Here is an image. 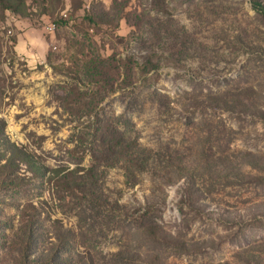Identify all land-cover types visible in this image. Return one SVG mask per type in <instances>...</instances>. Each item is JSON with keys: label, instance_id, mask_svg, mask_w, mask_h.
Listing matches in <instances>:
<instances>
[{"label": "rangeland", "instance_id": "374dc122", "mask_svg": "<svg viewBox=\"0 0 264 264\" xmlns=\"http://www.w3.org/2000/svg\"><path fill=\"white\" fill-rule=\"evenodd\" d=\"M40 1H25L26 17L0 5L5 133L48 168L96 167L109 204L46 181L0 187V264H264V26L248 0H60L51 16ZM91 7L114 29L88 28ZM169 23L187 36L181 53L164 33L153 40ZM75 42L89 56L90 42L104 57L133 56L131 84L92 104ZM107 127L114 149L136 140L169 164L130 178L101 142ZM31 216L42 239L30 258L53 262L24 263Z\"/></svg>", "mask_w": 264, "mask_h": 264}, {"label": "trees", "instance_id": "16d2710c", "mask_svg": "<svg viewBox=\"0 0 264 264\" xmlns=\"http://www.w3.org/2000/svg\"><path fill=\"white\" fill-rule=\"evenodd\" d=\"M26 0H0V5L3 9H10L14 13L21 16H28V11L25 6ZM77 1V0H76ZM58 5L60 0H41V13L43 15L51 16L56 12V5ZM250 7L254 10L256 18L259 20L261 25L264 26V0H248ZM46 5V6H45ZM124 8H117L118 13H122L119 19L124 18L128 21L130 18L128 14L124 13ZM60 16L57 23H65V18ZM83 19L87 21L88 28L91 29H102L110 28L114 29L115 19L103 10L91 7L85 11ZM135 25V24H134ZM150 26L154 28V25L150 23ZM174 23H169L162 25L161 35L153 33V40L162 39V33L169 40V48L172 50L179 49L178 52L181 53L180 42L185 40L184 32L179 30ZM160 38H156V36ZM91 46L95 49V53H92V48L89 49L90 55L85 53V44L81 42H75L76 54H75V66L77 71H80L83 78L87 81L90 86H93L92 93H90L91 103L95 104L96 99H103L109 96L118 86L117 83L125 82L126 86L130 85L132 79L128 77L124 68L130 69L128 66L133 65L134 57L126 56L122 57L121 54L112 53L107 57L98 53L97 45L94 42H90ZM142 44L147 45V41L143 40ZM94 51V50H93ZM82 57V58H81ZM122 70V72H121ZM122 75V78L120 77ZM85 91V95H86ZM93 99V100H92ZM5 121L0 117V187L5 188L6 186L20 187L22 180L24 183H32L33 185H38V183H53L56 188L62 192H67L68 195H73L81 203L92 204L96 207H104L109 204L108 201L102 200V186L100 185L101 173L96 167H75L68 170H62L58 168H48L41 164L39 160L30 152L26 146H22L10 140V138L5 133ZM99 128H94L97 131ZM106 138L102 139V143L108 145L107 150L113 152L115 159L119 164L124 167V170L130 178H134L137 173H142L145 171L153 170V165L157 163L169 164L167 160V155L165 153L153 152L151 149L144 147L136 140H130L127 138H122L118 141L119 146L117 149L113 148L114 142L108 143L109 134H111V129L109 127L103 130ZM19 166H24L20 168ZM186 184H190V173L186 172L184 174ZM27 183V184H28ZM191 186V185H190ZM66 194V195H67ZM188 196L191 193L187 189ZM187 196V197H188ZM41 222L34 217H30L26 220L23 230L22 242H24L25 252H24V263L29 261H34L35 263L43 262L47 263L49 261L53 262L54 258L49 257L43 252H35L30 258L32 245L34 242H39L42 239V229L39 228ZM155 231H150L152 236H157ZM28 253L29 256L26 255ZM56 261H58L56 259Z\"/></svg>", "mask_w": 264, "mask_h": 264}, {"label": "built area", "instance_id": "2783aa9c", "mask_svg": "<svg viewBox=\"0 0 264 264\" xmlns=\"http://www.w3.org/2000/svg\"><path fill=\"white\" fill-rule=\"evenodd\" d=\"M48 29H49V30H53V24L49 25V26H48Z\"/></svg>", "mask_w": 264, "mask_h": 264}]
</instances>
